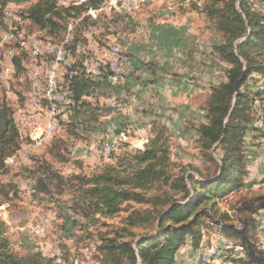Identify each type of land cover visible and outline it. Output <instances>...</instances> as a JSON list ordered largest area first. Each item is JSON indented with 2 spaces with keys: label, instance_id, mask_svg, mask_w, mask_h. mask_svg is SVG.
I'll list each match as a JSON object with an SVG mask.
<instances>
[{
  "label": "rangeland",
  "instance_id": "1",
  "mask_svg": "<svg viewBox=\"0 0 264 264\" xmlns=\"http://www.w3.org/2000/svg\"><path fill=\"white\" fill-rule=\"evenodd\" d=\"M253 3L264 11V1ZM29 4H8L0 28V60L7 63L0 67L8 73L0 87L21 136L20 148L4 159L0 172V221L10 246L19 254L39 250L59 262L67 247L73 264H97L94 253L100 234L119 225L124 213L110 219L85 218L72 207L67 187L52 183L49 193L36 192L31 175L35 162L47 160L64 178L79 172L90 174L123 151L142 148L150 129L158 124L166 129L174 172L184 169L197 176L196 167L212 173L213 167L196 144L197 127L206 121L204 105L211 87L225 80L229 65L215 50L220 40L199 10L202 1L195 7L189 0H136L129 9L88 10L78 16L63 13L53 30H40L26 20L22 12ZM58 5L72 6L68 0H58ZM14 27L16 39L3 40L2 35ZM33 43L39 44L41 53L32 55ZM54 46L61 49L63 59L49 52L48 47ZM71 67L101 79L100 88L88 97L100 107L101 123L90 132H79V137L68 135L69 106H63L62 112L34 90L36 85L47 87L52 69L63 89ZM255 77L252 88L256 93L263 80ZM262 112L255 113L253 125L264 128ZM259 133L251 129L245 134L247 175L243 181L251 183V192L264 191V136L252 137ZM114 136L118 144L109 154L103 153ZM53 143V150L61 156L49 152ZM236 198L231 194L218 206L241 228L240 216L230 206ZM258 211L253 215L255 235L264 248V210ZM237 242L215 226L204 228L198 248L193 250L187 238L177 249L175 262L233 264L227 258L241 253Z\"/></svg>",
  "mask_w": 264,
  "mask_h": 264
},
{
  "label": "trees",
  "instance_id": "2",
  "mask_svg": "<svg viewBox=\"0 0 264 264\" xmlns=\"http://www.w3.org/2000/svg\"><path fill=\"white\" fill-rule=\"evenodd\" d=\"M189 1L193 6L202 1L198 8L220 40L215 50L229 65L225 80L211 87L204 105L206 121L197 127L196 144L213 167L212 173H202L196 167L197 176L184 169L174 172L166 129L158 124L152 126L142 148L125 150L90 174L79 172L64 178L45 159L37 160L31 171L36 192L49 193L52 183L67 187L72 207L85 218L110 219L124 213L119 225L100 234L94 253L97 264H176L179 246L188 238L192 249H197L202 230L213 226L238 240L236 247L241 253L229 255V262L264 264V248L255 235L253 217L264 210V191L251 192V183L243 181L247 175L246 131L260 132L254 138L264 136V128L253 125L259 110L264 117V11L257 9L253 0ZM101 2L84 0L61 8L58 0H0V28L8 4L30 3L22 12L26 20L40 30H53L58 27L56 18L63 13L78 16L97 9ZM69 69L74 73L69 79L65 75L70 99L67 130L69 136L79 137V132H90L101 123L100 107L88 98L100 88L101 79L89 77L83 69ZM257 75L263 84L255 93L252 87ZM256 98L258 105L253 104ZM12 113L0 87V172L4 159L20 148L21 136ZM54 145L49 152L61 156L53 150ZM231 194L237 195L230 206L240 216L241 228L218 206ZM73 261L67 247L59 262L39 250L17 253L0 221V264Z\"/></svg>",
  "mask_w": 264,
  "mask_h": 264
},
{
  "label": "bare ground",
  "instance_id": "3",
  "mask_svg": "<svg viewBox=\"0 0 264 264\" xmlns=\"http://www.w3.org/2000/svg\"><path fill=\"white\" fill-rule=\"evenodd\" d=\"M69 1V4H71V5H75V4H79V3H81V2H83L84 0H68ZM122 2H120L119 0H102V2H101V4L99 5V7L97 8V9H95L94 11H97V12H99L100 10H102V9H106L107 11H110L111 9H117V10H120V9H129L134 3H135V1L136 0H121ZM60 2V1H59ZM62 6H63V4H62ZM66 7V6H65ZM9 17H11V16H9ZM8 19V18H7ZM15 19V18H14ZM7 21V20H6ZM9 21V20H8ZM9 23V22H8ZM12 24H14V23H9L8 25H12ZM8 29H9V27H8ZM14 29H17V28H12V29H10V31H8V33H5L4 35H2V38H3V40H5V41H7V42H9L10 43V40H12V39H16V36H15V34H14V32H13V30ZM7 31V30H6ZM5 31V32H6ZM19 32V31H18ZM69 33V32H68ZM18 34V33H17ZM20 36H21V34H20ZM21 38H23V35L21 36ZM23 39H25V38H23ZM68 40V39H67ZM1 41V40H0ZM27 41V40H26ZM32 41V40H31ZM28 42V41H27ZM33 44H35V47L33 48V53H32V55H36V54H38V53H41V51H40V46H39V44H36V43H33ZM33 44H32V46H33ZM40 45H42V43L40 44ZM49 45V44H48ZM61 46V49H63L64 50V47H63V45H60ZM13 47H15V46H13ZM59 47V46H58ZM57 47V48H58ZM16 48V47H15ZM48 49L50 50L49 52H51L52 54H54V53H56V59H57V53H58V59L57 60H61V59H63V52L61 51V49H57L56 50V48H55V46L54 47H48ZM117 49V48H116ZM15 52L16 51H11V54L13 55V57L15 56L14 54H15ZM114 52V51H113ZM116 52V51H115ZM47 53H48V51H47ZM10 54V55H11ZM117 54V53H116ZM113 55V54H112ZM119 55V54H118ZM35 57V56H34ZM37 57V56H36ZM8 58V57H7ZM10 58V57H9ZM2 60H0V66H5V64H7V63H5V61H4V63L3 62H1ZM64 61V60H63ZM62 61V62H63ZM116 61H118L117 59H116ZM56 64V63H55ZM36 66V65H35ZM54 66V65H53ZM70 66H71V64H70ZM12 67H13V65H12ZM38 67V66H37ZM6 68H7V71H8V67H7V65H6ZM40 68V67H39ZM36 69V68H35ZM70 70V69H69ZM47 71V70H46ZM94 71V70H93ZM9 72V71H8ZM118 72V71H117ZM2 73H6L5 72V70H3V68H2ZM73 73H74V71L73 70H70V71H67V76H68V79L73 75ZM8 74V73H7ZM117 74V73H116ZM49 75H50V78H48V80H47V87L48 88H55V85H58L57 84V81L55 80V74H54V70L52 69L50 72H49ZM48 75V76H49ZM59 76V75H58ZM117 78V77H116ZM68 79H67V81H68ZM0 82H1V77H0ZM65 82H66V80H65ZM64 82V83H65ZM67 84L64 86V88L63 89H61V91H62V93H65L66 94V100H65V103L63 104V94L61 93V92H54L53 93V102H52V98H51V95H43L42 94V98H44V99H46V100H48L49 102H51L52 104H55V105H63V106H69V103H70V99L68 98V96H67V89H68V82H66ZM4 84V83H3ZM46 85V84H45ZM34 86H35V80H34ZM34 90L36 91V93L37 94H40V91H37V85H36V87H34ZM33 95V94H32ZM31 99V98H30ZM32 101V100H31ZM51 105V104H50ZM52 108H54L53 106H52ZM66 108V107H65ZM64 108V109H65ZM55 110V109H54ZM66 111V110H65ZM52 112H53V110H52ZM66 113V112H65ZM67 116V115H66ZM65 116V117H66ZM34 122V121H33ZM112 139H113V137L111 138L110 137V139L108 140V142L104 145V148H103V153H105V154H109V152L111 151L110 149H109V147H110V145L112 144ZM115 142H116V145L118 144V137L117 136H115ZM80 145V144H79ZM81 146V145H80ZM79 146V147H80ZM76 147V146H75ZM78 147V148H79ZM102 147V146H101ZM76 150V149H75ZM91 150V149H90ZM100 150V149H99ZM21 151V150H20ZM83 151V150H82ZM76 152H78V151H76ZM87 152H88V150H87ZM102 152H101V154H102ZM113 152V151H112ZM94 153V152H93ZM82 154V153H81ZM84 154V153H83ZM88 154V153H87ZM100 154V153H99ZM86 155V154H85ZM89 155V154H88ZM83 157V156H82ZM108 157V156H107ZM264 241V240H263ZM52 253V252H51ZM54 256V255H53Z\"/></svg>",
  "mask_w": 264,
  "mask_h": 264
},
{
  "label": "built area",
  "instance_id": "4",
  "mask_svg": "<svg viewBox=\"0 0 264 264\" xmlns=\"http://www.w3.org/2000/svg\"><path fill=\"white\" fill-rule=\"evenodd\" d=\"M34 47H35V44H33V48ZM57 59H58V53H57ZM0 77H1V79L7 77V73H2V67H0ZM32 78H34L35 81L37 80L35 75H33ZM37 91H41V94H43V95H51L52 102H53V93L54 92H61L62 93L59 85H55V88H48V87H46V85H44L43 89H41L40 87L37 86ZM62 94H63V104H64L65 100H66V94L65 93H62ZM55 107L59 108L63 112V105H55ZM62 118H63V114H62ZM115 146H116V142H115V136H114L112 139V144L110 145L109 149L112 150Z\"/></svg>",
  "mask_w": 264,
  "mask_h": 264
},
{
  "label": "crops",
  "instance_id": "5",
  "mask_svg": "<svg viewBox=\"0 0 264 264\" xmlns=\"http://www.w3.org/2000/svg\"><path fill=\"white\" fill-rule=\"evenodd\" d=\"M258 149V148H257ZM256 152H258V150H255Z\"/></svg>",
  "mask_w": 264,
  "mask_h": 264
}]
</instances>
